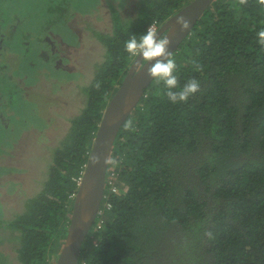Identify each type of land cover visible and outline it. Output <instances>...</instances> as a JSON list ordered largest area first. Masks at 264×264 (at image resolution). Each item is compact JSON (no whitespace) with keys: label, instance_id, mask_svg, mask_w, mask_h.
Instances as JSON below:
<instances>
[{"label":"trees","instance_id":"1","mask_svg":"<svg viewBox=\"0 0 264 264\" xmlns=\"http://www.w3.org/2000/svg\"><path fill=\"white\" fill-rule=\"evenodd\" d=\"M191 1L138 0L132 10L127 3L120 8L109 0L97 13L78 14L75 22L89 19L86 29L93 27L94 42L105 46L106 57L90 83L80 85L85 107L75 116L65 114V140L43 158L49 174L40 192L12 218L3 206L0 227L15 233L20 264H56L59 258L78 181L105 109L136 60L124 52V42L133 34L139 38L152 25L158 31ZM48 9L56 16L61 12ZM103 14L109 24L105 31L98 25ZM20 18L16 35L24 33L22 27L29 31L26 19ZM261 30L264 0H216L205 12L172 56L180 86L196 79L200 91L186 103L172 104L163 84L153 81L117 137L102 213L78 264H264ZM39 52L45 53L42 48ZM34 81L23 86L31 104H37L35 85L41 82L38 77ZM41 119L46 128L29 126L18 138L32 133L36 143L46 139L53 125ZM0 155L12 152L5 149ZM0 264H9L2 253Z\"/></svg>","mask_w":264,"mask_h":264},{"label":"rangeland","instance_id":"2","mask_svg":"<svg viewBox=\"0 0 264 264\" xmlns=\"http://www.w3.org/2000/svg\"><path fill=\"white\" fill-rule=\"evenodd\" d=\"M109 0H0V17L6 18L7 22L15 21L16 16L24 17L27 21L28 28L32 31L33 39L29 42V50L27 53L33 58L35 62L31 64V68L27 67V64L23 65L22 75L28 74L30 80L36 81V74L40 68L47 70L50 63L38 58V53L43 49V51L49 56L53 54L55 56L58 52L62 54L67 51L66 47H63L61 43L56 41H51L50 44L40 45L39 34L41 35L43 31V26L49 24V21L53 23L49 24L48 27H53L57 31V35L63 38V41L68 45H73L75 49L79 47L81 49V34H84L85 40H90L93 35V27L89 26L86 29V22L89 21L87 17L75 22L78 14H89L96 12L99 9L107 8ZM120 8L127 5L130 9L136 8L138 0H112ZM50 6L53 8L61 9L58 16L54 17V13L50 12L48 8ZM58 13L57 10H55ZM63 17V18H61ZM75 22V23H74ZM106 23V14L101 15L98 25L104 26ZM108 23V22H107ZM92 24V23H91ZM111 24V23H110ZM109 25V24H108ZM76 29H75V27ZM78 29V31H76ZM157 32V31H156ZM53 36V32L50 33ZM41 39V38H40ZM42 40V39H41ZM50 40V39H49ZM84 40L83 48L88 51L87 42ZM95 44L91 45L94 46ZM104 46V45H103ZM105 47V46H104ZM97 47L92 48V53L95 52ZM11 49H14L16 53H22V49L19 45L12 43ZM85 51V50H84ZM80 54L82 58L87 61L85 68L94 75L95 68L104 61V52L100 51L93 57H83L88 55L87 52ZM21 57H14V59H20ZM51 76H62L59 73H50ZM17 75V73H16ZM7 82H11L12 87H9L7 91L9 94L5 98V105H0V114H3L6 124L9 126L7 131L6 126L0 124V128L5 127V130H0V154L3 150L8 149L11 152L13 148H9L13 141H18V136L20 133H25L29 126L35 128H46L45 122L41 119L40 111H44V102L47 96V84L45 82H37L35 85V93L37 96L36 103L31 104V96L24 92L22 84L20 87H15L13 80H9L11 76L8 74L4 76ZM19 77V76H17ZM15 77L16 79H19ZM69 80L73 78H79L81 80H86V77H82L81 73L71 74L68 77ZM29 80V81H30ZM92 78L89 79L91 81ZM34 81V82H35ZM33 82V83H34ZM87 84V82H85ZM90 83V82H89ZM33 87V85H31ZM18 90H15V89ZM63 89V88H62ZM75 98L68 100L66 99L61 104V110L67 111L71 114H78L82 108V100H78V93L74 94ZM68 103L65 106V103ZM74 103V104H73ZM52 114H55V109L50 110ZM60 121L56 124L59 125ZM56 131H52V128L48 130L46 139L41 142H34L32 134L28 135L27 142L30 145V149L25 151L22 155H18V152L14 151L12 156L10 155H0V214L3 211V206L5 208V214L8 218H12L14 208H22L23 211L26 209L25 203L35 197L41 190L43 182L47 179L49 170L43 160L46 155H50L49 150L54 149L62 144L68 133V123L62 120V123L56 128ZM7 131V132H6ZM51 134V135H50ZM51 146L50 149L47 147ZM21 187H18L17 184ZM11 192L12 194H10ZM3 215V214H2ZM1 217V215H0ZM14 233L7 228L0 227V245L2 250L11 253L13 257H16L15 249L17 248V242L13 238Z\"/></svg>","mask_w":264,"mask_h":264},{"label":"water","instance_id":"3","mask_svg":"<svg viewBox=\"0 0 264 264\" xmlns=\"http://www.w3.org/2000/svg\"><path fill=\"white\" fill-rule=\"evenodd\" d=\"M216 0H193L173 15L156 32L170 41L173 56ZM187 23L184 28L179 21ZM154 62V61H153ZM151 63L139 57L108 103L95 136L86 168L74 199L71 223L56 264H78L80 253L93 228L104 200L107 172L117 137L155 79L149 75Z\"/></svg>","mask_w":264,"mask_h":264},{"label":"flooded vegetation","instance_id":"4","mask_svg":"<svg viewBox=\"0 0 264 264\" xmlns=\"http://www.w3.org/2000/svg\"><path fill=\"white\" fill-rule=\"evenodd\" d=\"M54 17H56V15H54ZM15 18L17 19L14 23L13 21L7 22L6 18L0 17V105H5V98L7 97L10 91V90L7 91V88L12 87V85L10 84L11 82L3 81L2 77L7 76L9 74L11 77L8 79L13 80L14 86L20 87L22 86V84L26 83V81L30 80V76L28 74L22 75L23 65L24 64L31 65L32 63L36 65L35 62L33 61V58L30 57V55L27 53V51L29 50V42L32 41L34 37L33 34L31 33L32 31L29 29V31L26 32L25 27H22V29L24 30V33H20L19 35H16L15 30H16V27L18 26L17 21H21V18L20 16L19 17L16 16ZM1 22L3 23L5 22V24L2 25ZM51 23L53 22L49 21V24ZM49 24L43 26V31L41 35L39 34L40 45H41L40 38L42 39L44 44H50L51 41H56L57 43H62V45L66 47L67 51L63 52L62 54L59 53V55H55V56H52L53 54H50L49 56H47L45 55V53L43 54L42 52L38 53V56H39L38 58L43 59L44 61L46 60V63L47 62L50 63L47 70L39 69L36 74L37 76H35V77H38L41 82L42 81L45 82V79L48 81V82H45L47 84V96H46L45 102L43 103L45 109L44 111L40 109V115L44 117V119L46 117L47 120L51 121L53 125V126H50L49 129H47V132L51 128H52V131H56L57 130L56 128L62 123V120H64L65 114L69 116L77 115V114L75 115L71 114L67 111H64V114H63L61 110V104L64 101H66V99L68 100L69 98L71 99L75 98L74 96L75 93H78V97H79L78 100L79 101L82 100L83 102L82 108L85 107L86 100L84 96L82 97L80 87L89 84L90 82L89 79L92 78V75H91L92 73H90V71L87 70V68H85V64L87 61H85L82 58V56H80V54H83L82 51L85 50L84 53L87 52L88 54V55H84L83 57H93L95 54L99 53L100 51L104 52L103 53L104 61L106 57L105 47L99 43L95 44V42H98V40H96L93 36L90 37V40H85L83 36L84 34H82L77 29L76 31H78L81 34L82 46H81V49L78 47H76L77 49H75L73 45H68L66 43H63L62 37L57 35V32H53V30L56 31V29H54L53 27H49V31H48ZM19 27L20 26H18V28ZM106 29H108V24H105L103 26V30L105 31ZM51 32H53V36H50ZM106 34L107 32H105L104 35ZM84 40L87 42L88 51L85 48H83ZM12 43H15L20 46V48L22 49L21 54L16 53L14 49H11ZM93 44L95 45L91 46ZM93 47H97V48L95 52L92 53ZM14 57H21V58L17 60V59H14ZM49 70H50V73H59L63 77L51 76L48 73ZM76 73H79V74L81 73V76L86 77V80H81L79 78H73L69 80L68 77H70L71 74H76ZM40 74H43L45 76L44 80ZM15 77L19 79H16ZM85 82H87V84ZM63 97H65L66 99L62 100ZM67 105L68 103L66 102L65 106ZM52 108L55 109L56 111L55 114H52L50 112ZM0 120L2 121V123H5V126H6V120L3 114H0ZM59 121H60L59 125H56ZM21 136L19 137L15 145V149L12 151V154L14 151H16L18 152V155H22L25 151H28L30 149V145L27 142L28 136L26 137L24 136L22 138ZM4 211H5V208H4ZM23 212L24 211L22 208L17 207L13 213L22 214ZM14 236H15V233H14ZM16 242L18 246V241L16 240ZM0 253H2V255H4V257L7 258V260L9 261V264H20L17 261V255L14 258L13 255H11V253L6 252L4 250H1ZM15 254H17L16 251H15Z\"/></svg>","mask_w":264,"mask_h":264},{"label":"clouds","instance_id":"5","mask_svg":"<svg viewBox=\"0 0 264 264\" xmlns=\"http://www.w3.org/2000/svg\"><path fill=\"white\" fill-rule=\"evenodd\" d=\"M179 23L187 28L186 22L181 20ZM257 37L258 43L264 45V30L259 31ZM169 45L170 41L166 37H159L149 27L139 38L133 34L126 40L124 42V52L131 58H141L145 64L151 63L149 75L158 83L163 84L166 90L164 95L170 103H186L200 91V83L196 79H190L183 87L180 86L178 66L175 58L169 52Z\"/></svg>","mask_w":264,"mask_h":264},{"label":"built area","instance_id":"6","mask_svg":"<svg viewBox=\"0 0 264 264\" xmlns=\"http://www.w3.org/2000/svg\"><path fill=\"white\" fill-rule=\"evenodd\" d=\"M155 32H156V26L155 25H152V26H150ZM81 181H82V178H80L79 179V181H78V184L80 185V183H81ZM102 212H101V210H100V214H101ZM100 214L98 215V216H100Z\"/></svg>","mask_w":264,"mask_h":264}]
</instances>
